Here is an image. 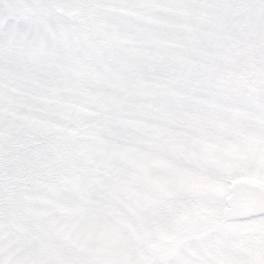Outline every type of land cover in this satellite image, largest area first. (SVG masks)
I'll return each mask as SVG.
<instances>
[{
    "label": "snow or ice",
    "instance_id": "snow-or-ice-1",
    "mask_svg": "<svg viewBox=\"0 0 264 264\" xmlns=\"http://www.w3.org/2000/svg\"><path fill=\"white\" fill-rule=\"evenodd\" d=\"M0 264H264V0H0Z\"/></svg>",
    "mask_w": 264,
    "mask_h": 264
}]
</instances>
